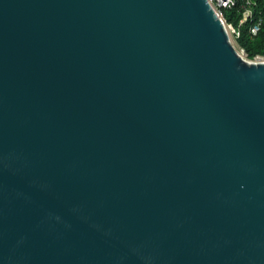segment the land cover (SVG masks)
<instances>
[{
  "label": "water",
  "instance_id": "obj_1",
  "mask_svg": "<svg viewBox=\"0 0 264 264\" xmlns=\"http://www.w3.org/2000/svg\"><path fill=\"white\" fill-rule=\"evenodd\" d=\"M0 264H264V61L208 0H0Z\"/></svg>",
  "mask_w": 264,
  "mask_h": 264
},
{
  "label": "built area",
  "instance_id": "obj_2",
  "mask_svg": "<svg viewBox=\"0 0 264 264\" xmlns=\"http://www.w3.org/2000/svg\"><path fill=\"white\" fill-rule=\"evenodd\" d=\"M208 1L214 8L219 18L223 21L229 36H232L233 39L236 41V43H237V38L240 36L239 25L245 23L246 21H250L248 31L251 36L257 35V33L260 31L263 23V18L259 14H255V11L253 9L254 2L252 0H208ZM238 1L243 2V9L241 11V16L239 19L238 26H236L232 23H228L225 20L223 15V9L235 5V3ZM236 50L239 53V55L243 57L245 60L252 62L264 61V54H256L252 58H248L246 51L243 48H241L238 44Z\"/></svg>",
  "mask_w": 264,
  "mask_h": 264
},
{
  "label": "trees",
  "instance_id": "obj_3",
  "mask_svg": "<svg viewBox=\"0 0 264 264\" xmlns=\"http://www.w3.org/2000/svg\"><path fill=\"white\" fill-rule=\"evenodd\" d=\"M254 2L253 9L255 14H259L263 18L260 31L255 36H251L248 29L250 21L239 25L240 36L237 38V44L243 48L248 58H252L256 54H264V0H252ZM243 2L238 1L235 5L224 8L223 15L228 23L238 26Z\"/></svg>",
  "mask_w": 264,
  "mask_h": 264
},
{
  "label": "rangeland",
  "instance_id": "obj_4",
  "mask_svg": "<svg viewBox=\"0 0 264 264\" xmlns=\"http://www.w3.org/2000/svg\"><path fill=\"white\" fill-rule=\"evenodd\" d=\"M229 37H230V41H231V43H232L233 46L236 48V47H237V43H236V41L233 39L232 36H229Z\"/></svg>",
  "mask_w": 264,
  "mask_h": 264
}]
</instances>
